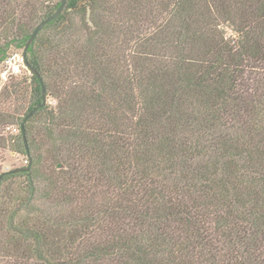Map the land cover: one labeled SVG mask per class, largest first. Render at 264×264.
Listing matches in <instances>:
<instances>
[{"label":"trees","instance_id":"1","mask_svg":"<svg viewBox=\"0 0 264 264\" xmlns=\"http://www.w3.org/2000/svg\"><path fill=\"white\" fill-rule=\"evenodd\" d=\"M61 0H0V62ZM4 84L0 264H264V0H66Z\"/></svg>","mask_w":264,"mask_h":264},{"label":"rangeland","instance_id":"2","mask_svg":"<svg viewBox=\"0 0 264 264\" xmlns=\"http://www.w3.org/2000/svg\"><path fill=\"white\" fill-rule=\"evenodd\" d=\"M15 52H21L20 49H10L8 56L12 53ZM26 72L25 70V66L22 67L20 69V71L16 74H12V73H4V65L3 62H0V101H1V89L3 87L4 84L8 83L9 81H11L14 77L16 78H20L22 77V75H24ZM46 103H49V105H54L55 104V99L50 96L49 94L46 93ZM45 103V104H46ZM1 106V103H0ZM0 135H2L5 138H9L10 137V132L7 130L6 127H2L0 126ZM24 156L14 152L13 150H11L8 147H0V172L5 171V170H9L12 169L14 167H18L21 166L24 163Z\"/></svg>","mask_w":264,"mask_h":264},{"label":"water","instance_id":"3","mask_svg":"<svg viewBox=\"0 0 264 264\" xmlns=\"http://www.w3.org/2000/svg\"><path fill=\"white\" fill-rule=\"evenodd\" d=\"M65 2L66 0H61L60 1V4L59 6L57 7V9L52 13L50 14L49 16H47L45 19H43L42 21H40L36 26L35 28L33 29L28 41L26 42L23 50H22V56L24 58V66L29 69V71H31L32 73L35 74V76L37 77V79L39 80V82L41 83V87H42V101L39 105H37L36 107H34L27 115L26 117L24 118L23 122L21 123L20 125V128H21V131H22V135H23V139H24V142H25V147H26V150H27V156L29 157V153H28V148H27V144H26V138H25V131H24V121L30 117L37 109H39L40 107L44 106L45 103H46V89H45V86L42 82V78L40 77L39 73L36 72V70L31 67L29 65V63L27 62L26 60V51H27V48L29 46V44L34 40V38L36 37V35L38 34V32L40 31V29L48 22L52 21L53 19H55L59 14L60 12L62 11L64 5H65ZM30 167V163L24 167V168H16V169H11L10 172H13V171H18V170H27L29 169Z\"/></svg>","mask_w":264,"mask_h":264},{"label":"built area","instance_id":"4","mask_svg":"<svg viewBox=\"0 0 264 264\" xmlns=\"http://www.w3.org/2000/svg\"><path fill=\"white\" fill-rule=\"evenodd\" d=\"M3 65L4 73H18L20 69L24 67V58L22 56V52H15L7 56V58L3 61ZM6 128L10 133H17L18 131L16 126H7ZM27 163L28 160L25 158L22 165H26Z\"/></svg>","mask_w":264,"mask_h":264}]
</instances>
